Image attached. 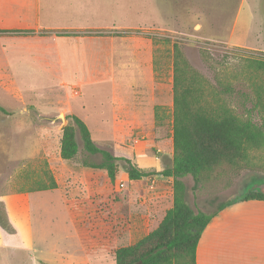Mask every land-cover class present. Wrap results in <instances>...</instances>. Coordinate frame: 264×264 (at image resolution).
I'll return each instance as SVG.
<instances>
[{"label": "rangeland", "instance_id": "obj_1", "mask_svg": "<svg viewBox=\"0 0 264 264\" xmlns=\"http://www.w3.org/2000/svg\"><path fill=\"white\" fill-rule=\"evenodd\" d=\"M168 1L111 0L113 19L117 16L120 20L118 28L112 30H122L123 37L147 34L143 38L151 42L152 74L132 39L113 42L107 69L110 74L104 81L78 84L73 71L82 75L88 63L101 64L96 53L90 61V53L81 57L85 48L82 42L71 50L67 44L62 47L60 39L55 47L51 40L37 43V38L14 40L0 36V106L10 113H0L1 157L10 144L17 148L16 156H11L16 161L6 167L5 178L0 174V189L10 187L8 190L16 192L35 187L43 170L48 171L43 173L45 178L50 174L54 180L56 176L59 186L66 188L33 195L27 217L23 203L15 206L13 194L5 195L7 221L15 227L20 247L0 242V264H114V250L148 234L151 227L146 223L133 225L130 235L124 236L117 212L120 198L126 196L130 184L122 174L124 163L120 159L132 163L149 160L159 172L172 165L174 44L189 64L218 89L236 115L247 114L241 106L245 100L242 94L252 95L254 74L243 60L264 58L263 0H173L177 4L175 11L167 9ZM189 1L190 14L188 8L184 14ZM115 2L120 5L115 7ZM172 16L175 25L167 21ZM72 115L86 124L99 149L117 159L114 163L119 173L113 182L105 170L92 168L86 172L87 190H68L83 181L77 173L86 156L76 134L80 148L77 156L68 161L57 157L56 132ZM50 125L54 131L41 135L39 129ZM28 149L32 154L25 159L23 154ZM45 156L53 173L45 159L41 160ZM102 160L100 155L87 157L93 164ZM150 170L154 169L146 171ZM183 182L186 202L195 212L213 211L219 205L241 201L250 192L264 194V148L251 153L249 168L219 181L196 187L190 177ZM120 183L124 188L119 187ZM6 184L9 185L5 187ZM164 185L160 190L169 195L172 184ZM145 186L138 187V203L145 198ZM164 199L162 208L169 202ZM7 221L0 208V228L11 232Z\"/></svg>", "mask_w": 264, "mask_h": 264}, {"label": "trees", "instance_id": "obj_2", "mask_svg": "<svg viewBox=\"0 0 264 264\" xmlns=\"http://www.w3.org/2000/svg\"><path fill=\"white\" fill-rule=\"evenodd\" d=\"M71 35V34H69ZM66 34V36H69ZM203 54V51H202ZM247 69L254 74L252 95L243 93L244 116H238L221 98L218 89L195 70L176 44L173 46L172 69V165L160 172L139 169L128 159H120L130 181L149 176L172 179V206L166 210L158 226L129 246L113 251L114 264H196L195 250L204 227L220 211L213 214L195 212L186 202L183 179L190 177L194 186L226 178L228 174L249 168L251 153L264 148V58H246ZM227 91L232 88L227 87ZM246 104H250L247 107ZM0 113L9 115L0 106ZM61 127L58 150L62 160L74 159L80 151L86 156L84 167L103 169L111 182L116 168L111 155L99 149L91 139L84 122L76 116ZM100 155L99 164L87 157ZM49 184L39 187L53 189ZM264 201V194L250 192L241 201Z\"/></svg>", "mask_w": 264, "mask_h": 264}, {"label": "crops", "instance_id": "obj_3", "mask_svg": "<svg viewBox=\"0 0 264 264\" xmlns=\"http://www.w3.org/2000/svg\"><path fill=\"white\" fill-rule=\"evenodd\" d=\"M119 5L120 3L115 2L114 6L118 7ZM166 5L167 9L173 11H175L174 9L177 6L176 2H173V0H169ZM111 6V0H0V36H5L14 40L18 38H37V43H47L51 40L55 44V47L57 39H60V43L62 42L61 46L63 47L64 44H67V47L71 50L77 48L82 42L85 48L82 51L81 57L85 58L87 53H90L88 57V61H90V57L96 53L97 60L100 61L101 64L98 66L88 63L86 68L82 70V75H80L81 72L79 73L78 70L73 71L74 74H77L78 84L104 81L110 74L107 69L110 67L109 58L113 49V42H115V40L127 41L132 39L135 42L138 53L141 54L143 64L149 67L152 74V46L151 42H146L143 38L147 36V34L140 33L135 37H123L122 34L124 32L117 29L120 20L117 16L113 19ZM190 6L191 2L189 1L186 3V6H184V14H187L186 8H188L187 12L190 14ZM171 18L172 20L167 21L173 22V25H175V17L172 16ZM182 18L184 17L181 16L180 20H182ZM196 22L200 23L198 19H196ZM82 25L87 28H81L83 27ZM115 26H117V28L112 30ZM66 34L71 35L66 36ZM86 48L87 52H85ZM58 58H60L59 53ZM125 122L128 124L127 121ZM61 127L62 126L58 128L57 132L55 131L57 134L55 137L56 153L59 160L58 134ZM54 128L55 127L50 125L47 126L46 129L43 128L39 130L42 135V132H47V134L52 133ZM29 137L32 136L29 134ZM44 137L47 138V135ZM42 142L43 140H41L40 143ZM12 144L7 147L6 151L4 150L2 157L0 152V174L2 178H5L7 171L6 167L11 164V162L16 161L11 157L14 155L16 156L17 153V148L11 146ZM40 149H43L42 144ZM31 154L32 152L28 149L24 152L23 156L26 159V157H29ZM43 158L46 164L49 165V170L53 173L50 160H48L46 156L41 157V160H44ZM55 162H57V159ZM41 163L44 164V161ZM134 163L139 169L145 171L154 169L156 172H159L158 167L151 165L149 160H142V162L135 161ZM5 168L6 170H4ZM90 169L92 168L81 166L80 171L77 173L79 177H77L79 180L83 179V181H80L79 184L75 183L70 189H67L71 190L73 193H80L81 191L87 190L86 172ZM40 173V179L35 183V187H29L23 191L16 192L8 190L10 187L0 189V208L3 209L6 221L7 213L5 199H7L8 196L5 195H9V193L13 194V203L15 206L18 203H23V213H25L27 217V207L30 206L29 200L33 195L65 188L59 186L56 176L54 178L55 181L50 174L45 178L43 173L46 175L48 171L43 170ZM118 173L119 172H116V176ZM54 174H56L55 171ZM122 174L127 178L130 184V189L126 196L120 198L119 202L122 203L118 206L120 212H117V214L120 215L119 221L121 227H123L124 236L125 238L129 236L131 227L136 224L143 226L147 223L150 225L151 228L147 232L149 233L158 226L166 210L170 209L172 206V192L166 195L164 190H160V188L165 187L164 183L172 184V179L162 178L161 176H149L141 180L130 181L125 170H123ZM50 178L54 181L56 187L47 190L40 189L39 187H41L45 181H48V184L50 183ZM144 183L146 185L144 189L145 198L143 202L139 200L138 203L137 196L141 195V190H139L138 187H142ZM155 183L156 186L154 187L153 185ZM7 185L9 184L4 186L6 187ZM119 187L124 188L123 183H120ZM75 189H78L80 192ZM165 197L169 199V202L167 207L162 208L160 203L165 200ZM220 206L221 205L213 211L201 212H205L207 215L213 214L219 210ZM7 224L11 232L3 231V229L0 228V242H2L3 245L7 243L11 244L15 249H18L20 247V239L16 229L11 226L8 221ZM195 263L264 264V201H236L223 206L204 227L201 233L195 250Z\"/></svg>", "mask_w": 264, "mask_h": 264}, {"label": "water", "instance_id": "obj_4", "mask_svg": "<svg viewBox=\"0 0 264 264\" xmlns=\"http://www.w3.org/2000/svg\"><path fill=\"white\" fill-rule=\"evenodd\" d=\"M61 115H59V117H60ZM62 117V119H63V115L61 116Z\"/></svg>", "mask_w": 264, "mask_h": 264}]
</instances>
